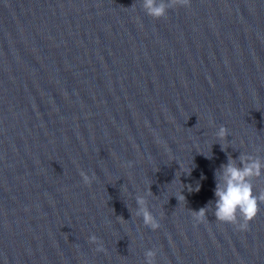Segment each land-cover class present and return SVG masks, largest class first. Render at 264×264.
Segmentation results:
<instances>
[{"label":"water","instance_id":"95a60500","mask_svg":"<svg viewBox=\"0 0 264 264\" xmlns=\"http://www.w3.org/2000/svg\"><path fill=\"white\" fill-rule=\"evenodd\" d=\"M241 154L264 161V0L154 69L41 165L0 208V264H146L148 250L156 264H264V203L247 230L214 215L215 172ZM252 183L264 192V176ZM137 196L157 230L135 215Z\"/></svg>","mask_w":264,"mask_h":264},{"label":"clouds","instance_id":"9594fccd","mask_svg":"<svg viewBox=\"0 0 264 264\" xmlns=\"http://www.w3.org/2000/svg\"><path fill=\"white\" fill-rule=\"evenodd\" d=\"M191 0H142L144 11L155 19L166 17L170 9L177 7H190ZM229 135L224 126H220L216 136L219 140H224ZM222 150L227 151L223 144ZM240 165L229 156L228 162L222 164L216 170V187L214 190V215L216 220L237 225L240 230H247L249 223L260 211V204L264 203V192H255L252 183L253 178L264 176V161L259 157L241 154L238 158ZM83 182L91 185L94 177H90L86 172H80ZM199 190V186L196 188ZM151 191V190H150ZM184 198L185 196L182 195ZM135 215L141 217L145 226L152 230H157L160 225L150 210L144 196L136 197ZM207 207H202L199 211H192L197 221L203 222L207 219L205 213ZM89 242L96 244L97 252H105L103 243L95 235L89 238ZM157 252L148 250L146 252V264H156Z\"/></svg>","mask_w":264,"mask_h":264}]
</instances>
